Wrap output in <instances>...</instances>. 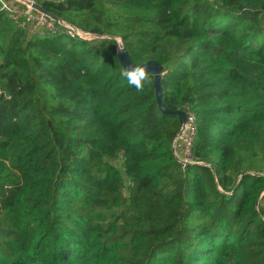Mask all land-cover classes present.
<instances>
[{
	"label": "trees",
	"instance_id": "trees-1",
	"mask_svg": "<svg viewBox=\"0 0 264 264\" xmlns=\"http://www.w3.org/2000/svg\"><path fill=\"white\" fill-rule=\"evenodd\" d=\"M33 1L98 39L0 8V264H264V0Z\"/></svg>",
	"mask_w": 264,
	"mask_h": 264
},
{
	"label": "built area",
	"instance_id": "built-area-1",
	"mask_svg": "<svg viewBox=\"0 0 264 264\" xmlns=\"http://www.w3.org/2000/svg\"><path fill=\"white\" fill-rule=\"evenodd\" d=\"M11 1L12 5H8L0 0L2 3L1 9L9 11L11 19L17 24V26L28 30L30 33L44 35L47 33H55L58 28H61L66 34L74 39L86 41L98 39L97 36L84 32L64 20H56L55 18L48 17L47 15L36 11L29 4H25L21 0ZM16 4L23 5V8H20ZM196 133L197 125L195 117L194 115L189 114L187 123L181 128L173 146L176 157L183 165L192 162L191 154Z\"/></svg>",
	"mask_w": 264,
	"mask_h": 264
},
{
	"label": "water",
	"instance_id": "water-1",
	"mask_svg": "<svg viewBox=\"0 0 264 264\" xmlns=\"http://www.w3.org/2000/svg\"><path fill=\"white\" fill-rule=\"evenodd\" d=\"M21 1L25 4H29L36 11H39L47 15L48 17L54 18L53 16H51V14L44 12L34 1L32 0H21ZM117 57L123 67H126L130 65L131 63H133L130 58L129 52L126 50L123 52L118 51ZM147 65H148L149 71L151 73L156 74L153 77H154V88H155V93H156V100H157L159 110L166 116L178 117L180 120L181 128H182L187 123L188 114L184 111H175V112L169 111L164 107V104H163L164 92H163L162 85H161V79L164 74L163 67L155 61L147 62Z\"/></svg>",
	"mask_w": 264,
	"mask_h": 264
},
{
	"label": "clouds",
	"instance_id": "clouds-1",
	"mask_svg": "<svg viewBox=\"0 0 264 264\" xmlns=\"http://www.w3.org/2000/svg\"><path fill=\"white\" fill-rule=\"evenodd\" d=\"M117 51H125V47L121 41L116 42ZM155 73L149 71L146 62H133L130 65L123 67L120 71V76L127 81L129 86L135 88L140 93L145 90V85L152 83L153 76Z\"/></svg>",
	"mask_w": 264,
	"mask_h": 264
},
{
	"label": "rangeland",
	"instance_id": "rangeland-1",
	"mask_svg": "<svg viewBox=\"0 0 264 264\" xmlns=\"http://www.w3.org/2000/svg\"><path fill=\"white\" fill-rule=\"evenodd\" d=\"M2 2L8 4V5H12V1L11 0H1ZM2 7V3L0 2V8ZM189 159V157H188Z\"/></svg>",
	"mask_w": 264,
	"mask_h": 264
}]
</instances>
